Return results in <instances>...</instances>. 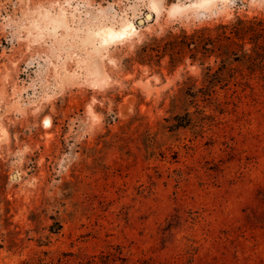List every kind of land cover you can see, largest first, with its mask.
Wrapping results in <instances>:
<instances>
[{
  "label": "rangeland",
  "instance_id": "1",
  "mask_svg": "<svg viewBox=\"0 0 264 264\" xmlns=\"http://www.w3.org/2000/svg\"><path fill=\"white\" fill-rule=\"evenodd\" d=\"M238 16L264 0H0V264H264L262 74L138 59Z\"/></svg>",
  "mask_w": 264,
  "mask_h": 264
},
{
  "label": "trees",
  "instance_id": "2",
  "mask_svg": "<svg viewBox=\"0 0 264 264\" xmlns=\"http://www.w3.org/2000/svg\"><path fill=\"white\" fill-rule=\"evenodd\" d=\"M170 39H173V43L168 42ZM155 41L160 45L156 49L149 46L143 47L139 54V62L151 64L149 58L156 52L160 54V57L168 55L171 58L170 62L174 64L182 60L184 52H189L193 62L200 61L201 65L205 66V61L214 55L220 60L219 67L215 72L211 65L203 67L205 69L204 84L213 82L212 84L215 85L222 81L234 82L238 87L249 86V79L258 73L262 74L264 79V18L249 19L238 16L230 23H220L213 28L196 29L190 34L182 30L180 34L170 33L164 38H155ZM211 44L212 47H209ZM175 51H180L181 57H177L174 54ZM234 62L248 67L249 72H236L233 67ZM196 97L197 95L189 96L190 99ZM188 116L189 112L177 115L175 117L177 122L172 125L173 128L187 126L185 118Z\"/></svg>",
  "mask_w": 264,
  "mask_h": 264
},
{
  "label": "water",
  "instance_id": "3",
  "mask_svg": "<svg viewBox=\"0 0 264 264\" xmlns=\"http://www.w3.org/2000/svg\"><path fill=\"white\" fill-rule=\"evenodd\" d=\"M148 17V16H147ZM153 18V16L150 18V19H152ZM146 21H147V18L146 19H141L140 21H139V24L140 25H144L145 23H146Z\"/></svg>",
  "mask_w": 264,
  "mask_h": 264
},
{
  "label": "bare ground",
  "instance_id": "4",
  "mask_svg": "<svg viewBox=\"0 0 264 264\" xmlns=\"http://www.w3.org/2000/svg\"><path fill=\"white\" fill-rule=\"evenodd\" d=\"M153 9V8H152ZM154 10H155V8H154ZM148 17H146L148 20L153 16V13L152 12H150L148 15H147Z\"/></svg>",
  "mask_w": 264,
  "mask_h": 264
}]
</instances>
